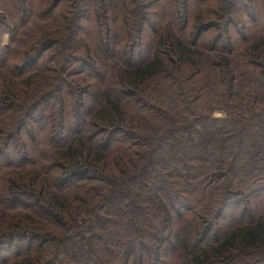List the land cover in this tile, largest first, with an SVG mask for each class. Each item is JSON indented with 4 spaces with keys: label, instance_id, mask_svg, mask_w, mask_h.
Masks as SVG:
<instances>
[{
    "label": "trees",
    "instance_id": "1",
    "mask_svg": "<svg viewBox=\"0 0 264 264\" xmlns=\"http://www.w3.org/2000/svg\"><path fill=\"white\" fill-rule=\"evenodd\" d=\"M0 264H264V0H0Z\"/></svg>",
    "mask_w": 264,
    "mask_h": 264
},
{
    "label": "rangeland",
    "instance_id": "2",
    "mask_svg": "<svg viewBox=\"0 0 264 264\" xmlns=\"http://www.w3.org/2000/svg\"><path fill=\"white\" fill-rule=\"evenodd\" d=\"M152 20H154V19H151V21ZM155 21V20H154ZM146 31V33H147V29L145 30ZM8 39H9V36L7 35V34H3V36H2V45L4 46V45H7V43H8ZM143 56V55H142ZM137 59H139V58H137L136 56H135V59H134V61L135 62H137ZM88 74H89V72H87ZM93 101V99L92 98H89L88 100H87V102H92ZM215 116L216 117H220L221 115H219V114H215ZM72 124V123H71ZM73 126V125H72ZM168 252H169V250H168Z\"/></svg>",
    "mask_w": 264,
    "mask_h": 264
}]
</instances>
